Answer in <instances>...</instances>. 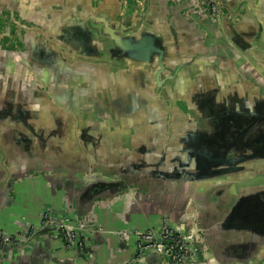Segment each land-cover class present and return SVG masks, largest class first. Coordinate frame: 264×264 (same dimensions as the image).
<instances>
[{
  "label": "crops",
  "instance_id": "crops-1",
  "mask_svg": "<svg viewBox=\"0 0 264 264\" xmlns=\"http://www.w3.org/2000/svg\"><path fill=\"white\" fill-rule=\"evenodd\" d=\"M224 2L214 23L190 0H0V231L20 238L48 210L76 218L94 252L43 233L0 264H164L157 252L138 258L122 231L167 218L194 234L199 194L213 183H165L152 157L164 141L179 150L178 93L194 76L264 79V0ZM147 31L165 47L162 82L159 65L113 39ZM195 243L199 258L187 264H264V247L225 261Z\"/></svg>",
  "mask_w": 264,
  "mask_h": 264
},
{
  "label": "water",
  "instance_id": "water-1",
  "mask_svg": "<svg viewBox=\"0 0 264 264\" xmlns=\"http://www.w3.org/2000/svg\"><path fill=\"white\" fill-rule=\"evenodd\" d=\"M113 39L129 58L159 65L163 81L166 53L155 32ZM178 96L187 118L173 145L179 150H167L164 141V154L152 157V173L165 183H213L199 194L192 241L217 248L222 260H249L264 247V79L251 73L211 80L196 75ZM19 244H6L2 257Z\"/></svg>",
  "mask_w": 264,
  "mask_h": 264
},
{
  "label": "built area",
  "instance_id": "built-area-1",
  "mask_svg": "<svg viewBox=\"0 0 264 264\" xmlns=\"http://www.w3.org/2000/svg\"><path fill=\"white\" fill-rule=\"evenodd\" d=\"M217 4L218 2L212 1L210 9L212 12L216 11ZM80 227L76 218L69 215L54 216L47 210L42 213L39 225L31 226L22 237L14 238L19 239L20 243H27L30 234L48 229L58 233L67 248H74L91 257L94 254L90 248L91 238ZM122 234L135 236L138 257H144L149 252H158L163 255L167 264L194 263L199 258L198 246L192 241V235L173 226L167 218L163 219L160 227L123 230ZM14 238L8 232L0 231V253L4 245L12 242L10 240Z\"/></svg>",
  "mask_w": 264,
  "mask_h": 264
},
{
  "label": "flooded vegetation",
  "instance_id": "flooded-vegetation-1",
  "mask_svg": "<svg viewBox=\"0 0 264 264\" xmlns=\"http://www.w3.org/2000/svg\"><path fill=\"white\" fill-rule=\"evenodd\" d=\"M191 2H194L196 4H199L201 7H202V10L204 12V14H206L207 17L210 18L211 21H213L214 23H217L221 20V17H222V14L224 13V10L226 8V5H225V2L224 0H217L216 2H218L217 6H216V11L215 12H212L210 9H211V3L213 0H190ZM225 6V7H224ZM29 229V228H28ZM26 229L24 231V233L28 230ZM43 233H47V234H50L52 235V231H49L48 229H43V230H39L37 233L35 234H30L28 240H32V239H35L34 236H37V235H42ZM12 236V235H11ZM13 237V236H12ZM14 238V237H13ZM14 240V241H13ZM12 242H10L9 244H18L20 243V240L19 239H12L10 240ZM28 241V242H29ZM27 242V243H28ZM5 246V245H4ZM18 246H20L21 249H23L22 251H24V243H20ZM3 249H2V252L0 253V257H2V254H3ZM10 254L7 252V255ZM6 255V256H7Z\"/></svg>",
  "mask_w": 264,
  "mask_h": 264
},
{
  "label": "trees",
  "instance_id": "trees-1",
  "mask_svg": "<svg viewBox=\"0 0 264 264\" xmlns=\"http://www.w3.org/2000/svg\"><path fill=\"white\" fill-rule=\"evenodd\" d=\"M198 250H200V247L198 246Z\"/></svg>",
  "mask_w": 264,
  "mask_h": 264
}]
</instances>
